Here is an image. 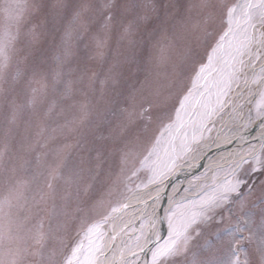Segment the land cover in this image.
I'll return each mask as SVG.
<instances>
[{
	"label": "rangeland",
	"instance_id": "obj_1",
	"mask_svg": "<svg viewBox=\"0 0 264 264\" xmlns=\"http://www.w3.org/2000/svg\"><path fill=\"white\" fill-rule=\"evenodd\" d=\"M263 116L264 0H0V264H98L129 198ZM208 169L142 264H264V142Z\"/></svg>",
	"mask_w": 264,
	"mask_h": 264
},
{
	"label": "bare ground",
	"instance_id": "obj_2",
	"mask_svg": "<svg viewBox=\"0 0 264 264\" xmlns=\"http://www.w3.org/2000/svg\"><path fill=\"white\" fill-rule=\"evenodd\" d=\"M263 135L264 116L252 120L249 126L235 131L231 136H223L220 134L215 137L211 140V143L208 142L210 144L206 143L201 150L199 149L200 153L197 154V151L193 152L191 154V160H193V164L198 163V161L204 157L206 148L207 150L209 149L207 145H211L209 156L204 160V165L200 169L201 171L210 168L207 170L205 178H203L208 179L212 176L213 168L224 166L227 163H236L251 154L259 152L261 143L260 141H255L253 138L262 137ZM241 137L244 138L241 140L239 139ZM236 140L239 141L235 143ZM249 148H251V152L247 153ZM193 170L191 166H188L184 171L178 172L175 178L177 182L175 181L176 183L173 184V186L164 191H160L161 187L159 184L152 186L150 190L145 193H139L132 197L123 211V215H125L131 210L130 216L126 218H123V216L116 218L108 226L103 241L105 246L104 253L99 257L98 264H124L129 258H132L133 260L131 261L133 262L135 257H139V259L135 261L137 262L135 264L144 263L149 248L157 240L162 231V223L166 210L177 198L186 193L184 191H179V187L193 184L191 178L197 173L193 172ZM198 182L200 181H197V183ZM177 184H180V186ZM146 215L150 217L151 222L147 234L137 247L133 250H129V248L131 249L129 241L131 236L126 233L127 227L131 222H139L140 217ZM113 232L115 233V240L108 250ZM131 261L129 260L127 264H131Z\"/></svg>",
	"mask_w": 264,
	"mask_h": 264
},
{
	"label": "water",
	"instance_id": "obj_3",
	"mask_svg": "<svg viewBox=\"0 0 264 264\" xmlns=\"http://www.w3.org/2000/svg\"><path fill=\"white\" fill-rule=\"evenodd\" d=\"M261 122H262V121H261ZM242 138H244V137H241V138H239V139L242 140ZM253 139H254L255 141L263 142V141H264V135H263L262 137H260V136H259V137H255V138H253ZM237 141H239V140H236L235 143H236ZM209 142L211 143V141H209ZM210 143H207V144H210ZM207 147H208L209 149L207 150V148H206V151H205L206 153H205L204 157L201 158V159L198 161V163L193 164V160H191V156H192V155H191L190 157H188V160H187V161H184V162H181V163L177 164V165L175 166V168L173 169V172L171 173V175L168 176V177L166 178V180L160 185V187H161V190H160V191H164V190H166L167 188L173 186V184H175V183L177 182V180H175L177 173H178V172H182V171H184V169H185L186 167L191 166L192 169H194L193 172H198V171L203 167V165H204V160L209 156V153H210V151H211V149H210V148H211V145H207ZM175 181H176V182H175ZM158 192H159V191H158ZM131 198H132V197H131ZM131 198H129V200L126 201V202L124 203V205H123V206H122L117 212L114 213L113 217L110 219V224L113 222L114 219L118 218V216L121 215V213H122L123 210L125 209L126 204L131 200ZM114 240H115V233L113 232L112 235H111L110 248H111V246L113 245Z\"/></svg>",
	"mask_w": 264,
	"mask_h": 264
}]
</instances>
